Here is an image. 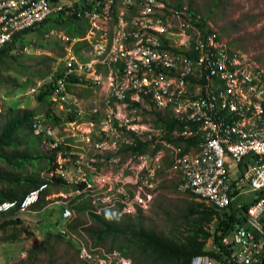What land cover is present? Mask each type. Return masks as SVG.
I'll use <instances>...</instances> for the list:
<instances>
[{"label": "built area", "instance_id": "obj_1", "mask_svg": "<svg viewBox=\"0 0 264 264\" xmlns=\"http://www.w3.org/2000/svg\"><path fill=\"white\" fill-rule=\"evenodd\" d=\"M57 11L86 26L79 36L49 34L62 49L49 95L61 121L56 131L36 116L32 131L55 153L50 179L109 201L116 216L147 209L162 173L217 210L246 185L253 202L222 241L233 264H264V65L173 0H0V48ZM75 85L93 90L90 105L70 91ZM153 113L176 126L157 124ZM48 187L0 211L26 210ZM71 215L64 208L63 219ZM191 264L215 262L200 254Z\"/></svg>", "mask_w": 264, "mask_h": 264}, {"label": "rangeland", "instance_id": "obj_2", "mask_svg": "<svg viewBox=\"0 0 264 264\" xmlns=\"http://www.w3.org/2000/svg\"><path fill=\"white\" fill-rule=\"evenodd\" d=\"M173 3H179L185 9L193 11L199 19L205 18L207 27L215 29L223 40L232 47L249 53L264 65V0H173ZM81 21L84 23V20ZM26 38L31 44L26 46V49L16 48L10 51L14 60H6L7 69L0 71V131L8 117L26 109L36 110L41 104L36 100L40 86L49 82L53 70L61 65L59 57L62 55V49L54 35L39 37L35 33H28ZM79 48L80 43H77L73 50ZM70 91L89 100V104L93 97L95 98L93 90L88 86H71ZM56 111L54 110V113H57ZM147 116L152 118V115ZM51 127L54 128L53 124ZM27 137L24 132L22 136H16L14 139L16 142L23 140L22 144L0 150V173L10 177L33 174L49 180L52 170L40 168L45 163L44 160L21 164L20 168L15 169L1 159L14 152H29V149L33 152H48L41 144L38 148H33L32 144L27 146L24 143ZM154 182L156 188L152 192L153 199L147 209L139 210V207H136L120 216L115 215V219L124 223L127 218L133 220L138 215L145 227L166 236L179 237L184 227L180 216L193 197L175 186L176 180L168 178L165 173L155 177ZM67 183L69 187L66 190H61L59 186L48 187L49 192L46 193L50 197L44 205H36L26 212L16 213L25 219L23 225L27 231L22 232V235L31 233L26 238L3 241L5 234L0 227V264H135L134 258L138 256L132 258L118 250L117 243L121 239L111 237L94 244L95 236L91 237L87 230L100 228L90 219L89 210L97 215L114 216L112 203L105 202V199H90L89 196V199H85L73 191L71 182ZM5 184L7 182H0V188H4ZM244 187L243 191L247 190L235 198L239 202L250 201L255 196L250 187ZM72 201L77 204L87 202L90 205L86 211H77L72 208ZM64 208L72 211L70 218L65 220L66 227L67 224H77V228L70 230L68 225L66 233L57 237L55 221L63 220ZM28 216L29 220L26 219ZM1 221L0 219V223ZM213 225L214 223H211L209 228L212 229ZM12 232L9 228L7 233ZM48 232L50 234L47 236ZM212 247V239L207 240L205 248Z\"/></svg>", "mask_w": 264, "mask_h": 264}, {"label": "trees", "instance_id": "obj_3", "mask_svg": "<svg viewBox=\"0 0 264 264\" xmlns=\"http://www.w3.org/2000/svg\"><path fill=\"white\" fill-rule=\"evenodd\" d=\"M177 6L181 7L179 3ZM188 12L196 16V14L188 10ZM205 18L200 19V23H204ZM86 22L84 23L81 19L73 15H65L62 11L52 13L46 20L36 25L34 28L26 29L14 35L12 41L5 47L0 48V71L7 69L6 60H14V56L10 55V51L16 48L28 46L31 41L26 38L28 33H35L36 36L43 37L45 34H50L52 30L58 28H65V31L69 32L70 35L79 36L85 31ZM52 36V35H51ZM14 42V45H12ZM62 71V70H60ZM59 73H55L52 77L53 80L40 86V91L36 95V100L39 103H44L46 121L53 126H58L61 118L60 113H54L53 107L49 102V95L53 89V81ZM154 116V121L157 124H161L168 129H172L176 124L165 118L159 116L158 113L150 114ZM35 116L33 109H26L22 113H17L8 117L5 120L4 126L0 131V150L6 147H14L15 145L22 144V141H15V137L22 136V133L26 132L28 137L24 142L27 146L38 148L41 144V136L35 135L32 132V121ZM136 150V148H135ZM143 149L138 148L137 151ZM20 151L14 152L13 154L5 155L1 159L5 160L11 167L17 169L21 167V164L28 162H36L44 160V164L40 167L41 169H54L55 164L54 152L48 151L43 152L37 150L35 152ZM46 151V150H45ZM7 182L4 188H0V203L4 201H16L18 204L21 202L24 195L31 189L38 187L40 184L48 182L49 187L59 186L61 190H66L68 186L64 183L61 177H52L50 181L43 179L40 176L29 174L27 176H7L4 173H0V182ZM176 184V183H175ZM177 186V184L175 185ZM75 187H73L74 189ZM49 192L47 188L44 194L40 197L39 201L30 206L26 210H19L16 206L7 211H0V227L2 228L5 237L3 241H15L26 238L31 233L26 232L22 235V232L27 231L22 215H16L17 212H26L36 205H44L46 203L45 193ZM190 194L193 199L188 202L185 211L180 216L181 222L184 227L181 236H166L160 232L154 231L152 228H147L143 224L141 217L136 216L133 218H127L124 223L117 222L114 216H108L107 214L97 215L96 213L89 210V216L92 222L99 229H87L90 232V236H95L94 244L98 241H102L106 238L118 239L117 248L120 252L127 256H130L136 260L135 264H191V259L200 254H206L210 256L215 264H233L229 259V248L223 243L222 239L230 234L237 226L241 225L245 220V214L248 207L251 205L253 200L247 202H239L235 199L229 204L228 207L217 210L214 207L208 206L203 202L195 199V196L190 191H186ZM237 191H234V193ZM235 195V194H234ZM74 208L77 211H86L88 206L87 202L76 203L72 201ZM75 203V204H74ZM63 210V209H62ZM16 215V216H15ZM9 218V219H6ZM63 218V217H62ZM29 220V216L26 218ZM263 219V218H262ZM261 219V220H262ZM65 220L55 221V229L58 232L55 234L57 237L66 233L69 225V229L73 230L77 228V224L65 225ZM263 221V220H262ZM122 223V224H121ZM214 223L212 229L209 228L210 224ZM264 224V221H263ZM9 228L13 230L12 233H7ZM50 232L47 233V236ZM212 239L213 247L206 249L207 240ZM112 246H110V250ZM144 259V260H142Z\"/></svg>", "mask_w": 264, "mask_h": 264}, {"label": "water", "instance_id": "obj_4", "mask_svg": "<svg viewBox=\"0 0 264 264\" xmlns=\"http://www.w3.org/2000/svg\"><path fill=\"white\" fill-rule=\"evenodd\" d=\"M12 45H14V42H12ZM36 116H43L45 114L44 110V103H41L35 110Z\"/></svg>", "mask_w": 264, "mask_h": 264}, {"label": "crops", "instance_id": "obj_5", "mask_svg": "<svg viewBox=\"0 0 264 264\" xmlns=\"http://www.w3.org/2000/svg\"><path fill=\"white\" fill-rule=\"evenodd\" d=\"M75 86H77V85H75ZM79 97H80V96H79ZM81 98H82V97H81ZM83 99H84V98H83ZM93 99H94V97H93ZM88 101H89V100H85V99H84V103H85L86 105H90V104H91V103L89 104ZM43 116H44V115H43ZM58 126H59V125H58ZM58 126H54V129H55L56 131H58ZM244 188H245V187H244ZM241 193H242V192H241ZM241 193H240V194H241ZM238 195H239V194H238ZM262 218H263V219H262ZM262 218H261V219L264 221V215L262 216ZM263 221H262V223H263ZM263 225H264V224H263Z\"/></svg>", "mask_w": 264, "mask_h": 264}, {"label": "clouds", "instance_id": "obj_6", "mask_svg": "<svg viewBox=\"0 0 264 264\" xmlns=\"http://www.w3.org/2000/svg\"><path fill=\"white\" fill-rule=\"evenodd\" d=\"M177 184V183H176Z\"/></svg>", "mask_w": 264, "mask_h": 264}]
</instances>
